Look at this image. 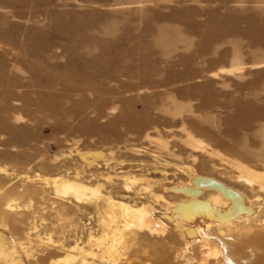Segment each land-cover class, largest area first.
<instances>
[{"label":"rangeland","instance_id":"1","mask_svg":"<svg viewBox=\"0 0 264 264\" xmlns=\"http://www.w3.org/2000/svg\"><path fill=\"white\" fill-rule=\"evenodd\" d=\"M0 30L12 34L19 51L32 53L28 63L34 61L44 69L32 75L27 67L14 65L5 57L7 77L18 81L15 90L27 92L34 101L39 95L45 105L49 93L57 97L55 106L45 108L42 103L31 102L16 110L14 106H21L23 100L6 99L4 93L12 89L0 86V123L8 127L0 128V162L10 169L8 173L0 170V200L7 196L13 204L6 217L2 210L0 216L7 220L4 228L15 223L16 236H23L35 224L43 237L51 234L54 240L69 245L76 239L87 241L88 228L95 227L88 203L57 196L51 185L38 176L62 172L74 175L82 170L79 159L70 152L73 147L113 152L114 165L100 166L103 173L123 171L162 179L165 170L168 180L177 181L175 173L179 172L174 170V164L180 162L161 151L154 139L147 138L146 132L135 126V121L140 119L147 129L157 125L178 146L183 127L216 145V135L211 133L235 122L238 105L246 103L255 111L258 106L254 102L264 97V0H0ZM81 36L88 44L84 45ZM56 38L69 50L56 45L61 49L59 57L54 56L55 47L46 53L37 50L41 45L49 49L47 44ZM106 49L136 51L141 61L130 65L126 59L122 65L139 67L145 74L126 77V84L97 79V71L90 64L102 65L99 57ZM87 51L89 66L85 69L81 57ZM65 62L67 66H63ZM67 73L80 76L70 79L74 84L84 83L81 77L88 78L92 91H88L87 105L80 94L71 98L59 94L64 88L58 76ZM142 77L151 78L156 84L151 82L130 91L127 83L138 85ZM163 80L168 84H157ZM22 82L37 84L21 85ZM103 88L109 93L117 92L111 102L104 104L98 98L103 95L108 99ZM181 88L186 94L177 97ZM205 90L210 97L198 98L197 94ZM118 95L130 103L117 99ZM5 107L9 108L7 112L2 111ZM178 107L181 111L176 115L173 111ZM19 115L24 118L16 119ZM257 124L252 122V130H243L240 125L236 129L249 143L255 137ZM178 148L173 150L177 152ZM185 149L188 148L184 146ZM16 168L23 172L14 171ZM84 169L82 175L88 178L91 171ZM27 186L41 193L29 194ZM11 217L21 218V222L12 221ZM29 245L36 255L32 264L38 257H46L48 250L41 253L40 244ZM59 256L47 257L41 264H66L54 261ZM162 256L157 254V258Z\"/></svg>","mask_w":264,"mask_h":264},{"label":"bare ground","instance_id":"2","mask_svg":"<svg viewBox=\"0 0 264 264\" xmlns=\"http://www.w3.org/2000/svg\"><path fill=\"white\" fill-rule=\"evenodd\" d=\"M13 16L22 17L15 14ZM61 36L62 33H59V37ZM69 36L70 34L67 38ZM81 37L84 45L88 44L85 37ZM12 38L9 31L0 30V86L12 89L7 90L4 97L23 100L21 106H14L16 110L31 102L36 105L42 103L45 108L55 106L57 97L54 94L49 93V102L45 105L39 95L34 101L30 100L27 92L15 90L18 81L7 77L8 62L5 57L14 65H24L32 75L39 74L44 69L34 61L28 63L32 53L19 51ZM58 39L47 44L49 49L42 48L41 45L37 50L46 53L58 45L67 50L68 46ZM60 51L59 46L54 56L59 57ZM83 55L82 66L88 69V51ZM36 59L42 63L41 59ZM99 59L103 60L102 65L90 64L97 71V79L126 84V77L137 78L139 74H145L139 67L130 69L122 65L126 64V59L130 65L139 59L141 61V57L133 50L125 53L106 49ZM67 64L65 62L63 66ZM34 65L37 67H33ZM76 77L80 76L76 73L58 76L64 88L59 94L68 98L80 94L84 96L82 102L87 105L88 91H92L88 86V78L81 77L84 83L80 84L70 82L71 78ZM4 81L6 85L3 84ZM34 82H22L21 85H36ZM151 82L156 84L153 79L142 77L138 85L127 83L126 86L133 91ZM166 83L168 84L166 80L157 81L159 85ZM103 89L104 93H108V99L102 97V94L98 98L101 97L104 104L111 102L117 92L109 93L106 88ZM206 91L197 94L198 98H209ZM177 94V97H182L186 91L181 88L177 90ZM116 98L130 103L123 95ZM257 100L259 101L254 102L258 106L255 111L246 103H240L235 122H229L218 133H211L212 136L216 135V145L183 127L181 144L178 146L171 138L165 137L163 129L157 125L154 129H147L140 119L135 121V126L145 131L147 138L154 139L161 151L180 162L174 164V170L179 172H174L175 175L178 174L177 181L168 180V172L165 170L162 179L123 171L103 173L99 168L113 164V152L100 148L78 150L73 147L70 152L79 159L82 170L74 175L62 172L53 176H38L51 185L57 196L80 204L88 203L93 212L89 213V217L95 222V227L88 228L87 241L76 239L69 245L54 240L51 234L43 237L35 224L28 231L25 230L23 236H16L18 228L15 223L11 228H4L7 221L5 213L8 209H13L12 202L6 196L0 200V211L4 215L0 216V264H32L31 260L36 255L29 244L34 243L42 246L41 253L48 250L46 257L34 260L36 264H41V260L54 254H61L54 261L62 260L66 264H264V97ZM8 109L5 107L2 111L7 112ZM180 111L178 107L173 112L178 115ZM15 118L24 117L19 115ZM254 121L258 122L255 137L248 143L247 138H241L236 126L252 130ZM119 123L117 120L116 124ZM0 128L8 127L0 123ZM19 130L25 132L23 128ZM167 130L172 132L171 128ZM219 145L226 150L219 148ZM176 146L179 147L177 152L173 150ZM184 146L188 149L184 150ZM183 155L187 157L183 158ZM165 163L170 164L168 160ZM84 168L91 171L88 178L82 175ZM0 170L5 173L10 171L3 162H0ZM16 170L23 172L20 168L14 169ZM27 177L31 178L29 175ZM26 190L31 195L41 193L30 186ZM10 219L21 222V218ZM158 253L164 256L157 258ZM157 259H161V262Z\"/></svg>","mask_w":264,"mask_h":264}]
</instances>
